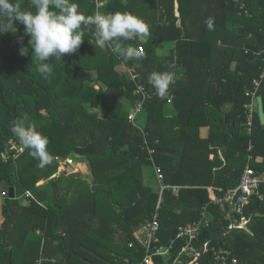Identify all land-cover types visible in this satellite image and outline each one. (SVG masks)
<instances>
[{
  "label": "trees",
  "instance_id": "1",
  "mask_svg": "<svg viewBox=\"0 0 264 264\" xmlns=\"http://www.w3.org/2000/svg\"><path fill=\"white\" fill-rule=\"evenodd\" d=\"M74 2L86 16L128 12L144 20L150 35L124 42L141 46L144 58L124 61L110 47L96 46L94 26H82L85 40L77 52L62 61L50 57L53 71L44 78L24 26L17 23L15 34L0 33V185L14 189L0 206V264H35L42 257L54 261L41 264H140L145 252L133 232L159 198L143 179V168L150 166L168 188L157 211L156 245L172 242V259L183 245L175 240L177 228L197 221L205 207L207 226L193 243L198 250L230 224L229 208L213 204L210 193L234 189L247 165L264 174V125L257 110L250 133L245 128L246 93L254 80L260 81L256 97L264 114V0ZM12 3L35 11L31 0ZM167 44V52L157 49ZM164 71L179 78L161 100L148 77ZM138 86L151 97L132 124L127 117L141 98ZM13 120L35 124L48 138L49 165L40 168L23 149L10 130ZM202 127L208 128L205 138ZM11 142L22 152L2 159ZM72 155L87 161L90 184L65 175L63 161ZM248 155L262 160L247 163ZM40 181L45 183L36 186ZM26 191L32 198L23 205L19 199ZM258 192L262 200L250 197L243 210L250 235L233 230L214 238L198 264H214L210 248L230 251L236 264H264V184Z\"/></svg>",
  "mask_w": 264,
  "mask_h": 264
},
{
  "label": "clouds",
  "instance_id": "2",
  "mask_svg": "<svg viewBox=\"0 0 264 264\" xmlns=\"http://www.w3.org/2000/svg\"><path fill=\"white\" fill-rule=\"evenodd\" d=\"M35 11L22 10L19 4L12 0H0V33H16V24L24 26V33L30 37L28 44L32 56L38 61L37 71L48 78L52 71L53 63L47 61L50 57L61 60L64 54L76 53L84 39L82 26L92 25L95 28L96 46L111 48V52L121 57L124 61H141L143 52L131 46H125V41L136 37H148L149 25L141 18L131 13L116 12L113 14L96 13L86 16L79 11V5L74 0H31ZM212 20L207 21L212 27ZM21 49V53H26ZM139 66V65H137ZM179 77L173 71L152 72L148 83L154 89L158 99H166L170 89ZM147 95L145 100L149 99ZM10 130L19 140L23 149L39 161L38 166L44 168L51 163L48 151L49 140L36 130V125H25L22 120H13Z\"/></svg>",
  "mask_w": 264,
  "mask_h": 264
},
{
  "label": "built area",
  "instance_id": "3",
  "mask_svg": "<svg viewBox=\"0 0 264 264\" xmlns=\"http://www.w3.org/2000/svg\"><path fill=\"white\" fill-rule=\"evenodd\" d=\"M136 50L143 52L141 46H139ZM255 54L258 55V53ZM131 76L132 78H134L133 75ZM263 77H264V66L262 68V73L259 78L262 79ZM259 84H260L259 80L258 81L254 80L252 83L253 90L251 91V93L250 92L246 93V96H249V103L245 106L246 108L245 128L247 133H250L252 120H253L252 116L257 106L256 90ZM135 92L140 94L141 98L138 102H136L133 105L134 110L132 111V113L128 114L127 119L132 124L135 123L137 115L140 113L142 109V102H144L145 100L144 97L146 96L143 87L138 86ZM167 103H170V100H168ZM250 149H251V145L249 144L248 150ZM147 151H148V155L150 156L152 151L150 149H147ZM10 152H13L12 157L15 158L22 152V149L15 142H11L7 152L2 154V159H6V157L9 156ZM255 159H253L252 156L248 155L246 160L247 163H249L250 161L252 160L254 161ZM149 160L151 161V157H149ZM67 162L68 164L70 163L69 160ZM152 167L154 168L155 174L157 176V181L159 183L158 186L159 190H157V194L159 198L155 205L154 212L144 223L140 224L138 228V231L143 236V240L138 239L137 241L145 252V255L140 264H155L153 260L154 257L167 258L168 261L166 262V264H192L198 255V250L193 246V243L197 240V237L201 229L207 226L205 207L201 209L200 218L197 221L177 228L175 234V240L182 241L183 245L179 248L176 255L171 259L170 252L172 251V244H173L172 242H170L168 246L159 247L156 245L157 244L156 233L158 231L157 211L159 209L162 192L168 188L162 184V177L158 169L154 166ZM262 184H264V175L255 174V172L247 165V167L243 170L239 182L236 184L235 188L223 192L220 196H216L213 199V204L217 205L221 210H223L226 206L229 208L228 216L230 218V224L228 228H238L247 231L245 226L248 222V219L243 216V210L246 204L248 203L250 197L255 195L258 197L259 200H262V196L258 192L259 186ZM172 190L175 191L176 189L172 188ZM22 198L24 200H27L32 197L30 192L26 191L24 192ZM232 214L238 216V221L232 220V216H231ZM202 244L201 245L203 246V254H204V252L207 250L208 243L203 242ZM133 246H134L133 242L128 243V248H133ZM210 252L214 264H228V263L236 264L237 262L235 258L231 257L230 252L227 250L210 248ZM47 260L48 259H40L35 264H41L42 262ZM49 261L53 262L51 260H48V262Z\"/></svg>",
  "mask_w": 264,
  "mask_h": 264
},
{
  "label": "rangeland",
  "instance_id": "4",
  "mask_svg": "<svg viewBox=\"0 0 264 264\" xmlns=\"http://www.w3.org/2000/svg\"><path fill=\"white\" fill-rule=\"evenodd\" d=\"M160 46H159V49L161 48ZM167 47H168L167 45L162 47V49L160 51L161 52L167 51L168 50ZM84 76H85V78H87V77H90L91 74L84 73ZM133 110L134 109L132 106L130 111H129V114H131ZM138 122H139V126H141L142 116L139 117ZM66 160L67 161L69 160L70 163L68 164V162ZM66 160H65V162L63 161V163L65 164V172H64L65 175H69V176L76 175L81 182H84L85 184H90L92 176H91L90 168H89L87 161L84 158L78 157L75 155L70 156ZM77 177H75V178H77ZM143 179L145 181V184H147L151 187L153 186L154 192L156 191V193H157L159 183L157 181V176L155 174V171L153 170L152 167L143 168ZM40 182H38L36 186H40L41 184L45 183V181H43V183L42 182L40 183ZM10 195L14 196V189L7 188L5 186L3 187L0 185V202H2L3 198H5L6 196H10ZM19 200L22 203H26V200H24L22 197ZM138 237L141 240H143V236L141 235V233L138 234Z\"/></svg>",
  "mask_w": 264,
  "mask_h": 264
},
{
  "label": "crops",
  "instance_id": "5",
  "mask_svg": "<svg viewBox=\"0 0 264 264\" xmlns=\"http://www.w3.org/2000/svg\"><path fill=\"white\" fill-rule=\"evenodd\" d=\"M167 48H168V50H169V45L167 44ZM161 47V46H160ZM166 48V49H167ZM157 49H159V47L157 48ZM162 49V47L159 49V50H161ZM167 50V51H168ZM166 51V52H167ZM256 110H257V106H256ZM207 134H208V128L207 127H202V128H200V130H199V135H200V137H202V138H205L206 136H207ZM261 158L260 157H257L254 161L255 162H257V163H260L261 162ZM150 167H152V166H150ZM153 168V167H152ZM153 170H154V168H153ZM264 175V174H263ZM42 183H43V181H41ZM40 182V183H41ZM159 186V185H158ZM152 189H154L153 188V186L151 187ZM176 189V188H175ZM157 190H159V189H157ZM172 192H173V194H176V192H177V189L175 190V191H173L172 190ZM211 194V196H212V199H214L216 196L213 194V193H210ZM10 198H13V196L12 195H10ZM1 203L2 202H0V206H1ZM22 203V202H21ZM23 205H25L26 203H22ZM3 222V218H2V216H1V213H0V225H1V223ZM38 233V232H37ZM140 232L138 231V229L137 230H135L134 232H133V237L135 238V241H136V243L137 244H139L138 243V239H140L139 237H138V234H139ZM134 245H135V243H134ZM140 245V244H139ZM141 246V245H140ZM134 247V246H133ZM228 251V250H227ZM230 252V251H229ZM161 259H162V261L166 264V262L168 261L167 260V258H163V257H160ZM234 258V257H233ZM41 259H48V260H51V261H54L52 258H47V257H42ZM47 260V261H48ZM50 262V261H49ZM155 263V262H154Z\"/></svg>",
  "mask_w": 264,
  "mask_h": 264
},
{
  "label": "water",
  "instance_id": "6",
  "mask_svg": "<svg viewBox=\"0 0 264 264\" xmlns=\"http://www.w3.org/2000/svg\"><path fill=\"white\" fill-rule=\"evenodd\" d=\"M256 103H257V115H258V118H259V121L262 125H264V114H263V111H262V102H261V98L260 97H257L256 99ZM233 230H239L247 235H250L247 231H245L244 229H238V228H227L225 231H223L219 236H222V235H225ZM219 236H216V237H213V238H210L208 240H206L204 243H209L211 240H213L214 238H217ZM203 245V244H202ZM200 246L199 249H198V255L195 259V261L192 263V264H198L201 256L203 255V246Z\"/></svg>",
  "mask_w": 264,
  "mask_h": 264
}]
</instances>
